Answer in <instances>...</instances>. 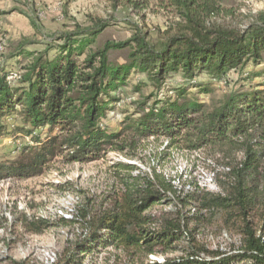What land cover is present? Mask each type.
<instances>
[{"label": "trees", "instance_id": "trees-1", "mask_svg": "<svg viewBox=\"0 0 264 264\" xmlns=\"http://www.w3.org/2000/svg\"><path fill=\"white\" fill-rule=\"evenodd\" d=\"M222 1L145 0L174 11L180 27L158 46L139 30L124 42L98 46L108 22L90 19L88 26L76 24L72 31L53 36L56 43L43 52L24 51L29 41L14 48L26 63L17 73L0 71V137L7 127L1 120L16 116L20 128L15 133L35 145L22 150L27 155L25 163L0 166V178L40 175L59 155L68 164L94 162L109 151H120L119 141L126 137H163L184 150L208 149L227 160L216 194L196 191L180 198L163 180L138 177L131 184L122 182L125 191L108 209L74 212L68 222L79 224L81 235L55 264H81L95 244L143 259L163 257L161 263L146 264H230L237 259L264 264V84L253 85L264 69L243 72L248 65H264V12L242 30L215 23L207 27ZM29 18L38 32V24ZM50 51L54 53L49 58ZM111 52H125L124 63L111 60ZM230 71L240 74L232 87L223 81ZM132 74H141L157 93L130 103L133 114L126 111L122 129L110 133L107 115L121 108L123 88ZM176 74L188 88H197L194 78L204 74L229 89L218 97L209 85H199L200 94L211 96L209 103L190 99L187 87L162 96L159 90L166 78ZM132 89L140 91L137 86ZM167 202L172 203L170 211L151 212ZM191 206L195 208L192 215ZM203 211L240 217V251L222 256L197 241L195 230L203 221ZM184 237L186 247L179 245ZM172 252L182 255L167 257Z\"/></svg>", "mask_w": 264, "mask_h": 264}, {"label": "rangeland", "instance_id": "rangeland-1", "mask_svg": "<svg viewBox=\"0 0 264 264\" xmlns=\"http://www.w3.org/2000/svg\"><path fill=\"white\" fill-rule=\"evenodd\" d=\"M260 12H264V0H223L216 14L207 21V27L215 23L220 27L242 30ZM29 17L38 24V32L31 27ZM90 19L108 22V27L97 39L98 46L106 42H124L138 30L147 35V41L158 46L165 37L180 30L174 11L145 0H0V71L17 73L23 69L26 60L14 50L19 43H31L24 46L26 52H43L47 45L56 43L53 36L72 31L76 24L88 26ZM53 53L50 51L48 57ZM125 57V52H111L110 55L111 60L121 64ZM263 69L264 65H248L243 72L246 75ZM239 75L230 71L223 81L232 87L240 79ZM181 79L179 74L167 77L160 94L169 96L172 89L190 87ZM194 79L198 87L188 88L187 92L193 100L209 103L211 99L210 95L199 93V85H209L218 97L229 89L224 83L213 82L204 74ZM253 81V85L264 84V73ZM134 86L140 89L139 93L134 92ZM123 89L122 109L119 107L107 115L110 133L122 129L126 111L133 114L134 108L130 103H136L141 96L157 93L141 74L130 75ZM1 123L7 127L0 137V166L25 163L27 155L22 154V150L34 147V141L15 133V129L20 128L19 117L7 116ZM119 143L122 146L120 151H109L94 162L68 164L63 155H59L44 166L40 175L0 178V264H55L70 242L81 235V226L68 222L74 217V212L79 213L84 208L92 214L108 209L125 191L122 182L131 184L138 177H148L153 182L163 180L180 198L196 191L219 192L217 179L226 172L227 160L213 155L208 149L190 152L180 144L153 136L143 140L126 137ZM240 158L238 155L237 161ZM125 166L131 170H126ZM170 196L174 197L173 193ZM171 209L172 203L167 202L155 206L151 212H168ZM189 209V213L194 214L195 208L191 206ZM202 215L203 221L195 230L199 243L222 256L240 251V217L237 214L224 216L220 211H203ZM255 215L254 224H257L258 215ZM61 220L67 221L68 225ZM40 221L45 224H39ZM187 244L185 237L179 242L184 247ZM94 247V251L84 255L81 264L163 261L162 256L143 259L108 247L98 248L96 244ZM181 255L180 252H172L167 257ZM237 260L230 264H250Z\"/></svg>", "mask_w": 264, "mask_h": 264}]
</instances>
